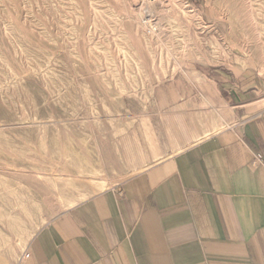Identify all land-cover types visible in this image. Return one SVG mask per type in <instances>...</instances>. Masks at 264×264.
<instances>
[{"label": "rangeland", "instance_id": "rangeland-1", "mask_svg": "<svg viewBox=\"0 0 264 264\" xmlns=\"http://www.w3.org/2000/svg\"><path fill=\"white\" fill-rule=\"evenodd\" d=\"M173 77L264 111V0H0V264L123 179L115 140Z\"/></svg>", "mask_w": 264, "mask_h": 264}, {"label": "crops", "instance_id": "crops-1", "mask_svg": "<svg viewBox=\"0 0 264 264\" xmlns=\"http://www.w3.org/2000/svg\"><path fill=\"white\" fill-rule=\"evenodd\" d=\"M151 97L115 140L123 179L37 230L22 264H264V111L220 77Z\"/></svg>", "mask_w": 264, "mask_h": 264}, {"label": "built area", "instance_id": "built-area-1", "mask_svg": "<svg viewBox=\"0 0 264 264\" xmlns=\"http://www.w3.org/2000/svg\"><path fill=\"white\" fill-rule=\"evenodd\" d=\"M252 163L256 166L260 165V166H264V157L261 153L256 152L254 153V158L252 160ZM25 257H27V254L25 255Z\"/></svg>", "mask_w": 264, "mask_h": 264}]
</instances>
